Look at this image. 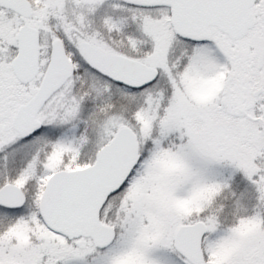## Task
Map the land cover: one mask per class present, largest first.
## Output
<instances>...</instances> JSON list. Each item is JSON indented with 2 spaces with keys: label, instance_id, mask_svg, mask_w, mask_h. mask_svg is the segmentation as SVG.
<instances>
[{
  "label": "snow or ice",
  "instance_id": "snow-or-ice-1",
  "mask_svg": "<svg viewBox=\"0 0 264 264\" xmlns=\"http://www.w3.org/2000/svg\"><path fill=\"white\" fill-rule=\"evenodd\" d=\"M0 264H264V0H0Z\"/></svg>",
  "mask_w": 264,
  "mask_h": 264
}]
</instances>
